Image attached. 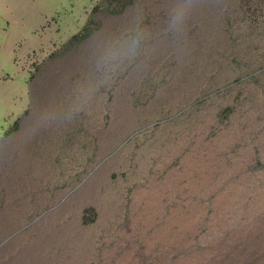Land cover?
I'll list each match as a JSON object with an SVG mask.
<instances>
[{
	"label": "rangeland",
	"instance_id": "rangeland-1",
	"mask_svg": "<svg viewBox=\"0 0 264 264\" xmlns=\"http://www.w3.org/2000/svg\"><path fill=\"white\" fill-rule=\"evenodd\" d=\"M99 2L0 0V264H264V0Z\"/></svg>",
	"mask_w": 264,
	"mask_h": 264
},
{
	"label": "trees",
	"instance_id": "trees-1",
	"mask_svg": "<svg viewBox=\"0 0 264 264\" xmlns=\"http://www.w3.org/2000/svg\"><path fill=\"white\" fill-rule=\"evenodd\" d=\"M138 1L139 0H100V2L97 5H95V7L93 8V14H96L98 12H107L111 15H121L125 13V11L129 7L135 5ZM259 10H260L259 12H262L261 11L262 9L259 8ZM256 11L257 10L255 9L253 13ZM93 23H94V18H90L83 26V28L78 33L73 35V37L70 39V43L82 42L86 38H88V36L95 29Z\"/></svg>",
	"mask_w": 264,
	"mask_h": 264
}]
</instances>
